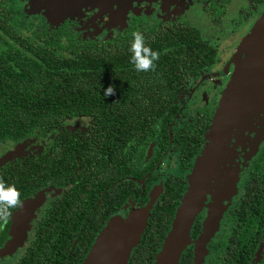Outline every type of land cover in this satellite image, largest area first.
Here are the masks:
<instances>
[{
  "label": "flooded vegetation",
  "instance_id": "1",
  "mask_svg": "<svg viewBox=\"0 0 264 264\" xmlns=\"http://www.w3.org/2000/svg\"><path fill=\"white\" fill-rule=\"evenodd\" d=\"M106 1L66 14V7L55 0H0L1 74L5 68L11 75L19 58L29 57L26 51L19 56L25 49L21 36L34 44L41 42L40 36H58L66 47L68 32L75 46L88 40H107L112 46L123 40L129 45L132 34L140 32L159 55L178 58L183 66L158 81L173 86L163 90L165 104L153 106L155 118H107V153L100 150L105 147L99 143L103 137L95 134L106 119L96 122L91 113L64 117L45 130L0 135V160L16 148L27 150L0 164V182L15 185L20 200L8 218H0V264H77L70 259L75 250L81 255L84 227L91 218L92 233L86 238L90 247L103 229L148 208V216L161 210L167 217V231L154 256H139L135 248L127 263L153 264L209 143L213 118L236 63L240 66L245 58L246 50L240 47L264 15V0ZM178 87L181 91L173 98ZM261 88L244 129L223 142L208 167L189 240L177 264H264V82ZM141 93L126 96L123 107L130 111ZM127 123L141 126L135 130ZM65 132L96 149L94 191L86 213L76 155L81 175L74 207L66 203L65 164H49L50 155L60 152ZM41 157L43 175L36 177L32 166ZM167 191L169 209L159 204Z\"/></svg>",
  "mask_w": 264,
  "mask_h": 264
},
{
  "label": "trees",
  "instance_id": "2",
  "mask_svg": "<svg viewBox=\"0 0 264 264\" xmlns=\"http://www.w3.org/2000/svg\"><path fill=\"white\" fill-rule=\"evenodd\" d=\"M28 40L26 37H20V46L26 50L19 51V56L27 55L28 52L29 57L32 58L20 57L18 68L11 75L5 71V68L2 74L0 73V135L2 136L15 137L32 129L53 128L64 117L76 116L81 112L91 113L96 122L106 119V122L98 126L99 130L97 128L95 134L103 137L99 143L105 147L100 150L107 153L110 136L107 118L117 120V118L132 117L146 121L155 118L156 109L153 106L165 104L167 94L163 90L166 91L168 87L173 86L172 83L161 85L158 81L171 71L181 70L183 67L178 58L164 54L159 55L154 61V68L148 71H136L131 62L130 44H125L123 40H118L115 46L107 40L81 41L75 46L76 39L75 37L71 39L69 32L66 36V47L59 42L58 36L44 39L40 36L39 44ZM149 47L153 49L152 46ZM109 84L112 85L114 92L104 96V89ZM180 91L181 88L178 87L172 97L176 98ZM139 93L141 94L138 95L139 99L135 107L130 111L123 107L122 100L126 96ZM165 111L162 110V113L164 114ZM129 125L135 130L141 126L137 123ZM59 141L60 152L57 155H50L49 164L52 167H55V164H65L64 181L61 180L63 183H68L66 203L69 204L71 201L74 207L80 192L77 184L80 171L78 172V164L74 159V154L76 155L83 174L81 192L83 201L86 202L84 204V213H86L91 205H85L89 204L87 202L93 197L94 191L92 182L96 169L92 165V157L96 149L86 141L79 143L78 138L69 132H65ZM84 145L86 146L83 147ZM44 162L45 157H41L33 164L36 177L43 175ZM58 174L60 175L59 171ZM168 195L167 191L159 202L166 209L170 207ZM67 208L69 209L70 206ZM147 217L149 219L148 222L146 220L145 231H142V237L140 235L138 244L133 248H136L135 254L143 257L154 256L158 243L167 231V228H163V220L168 225V219L162 216L161 210ZM93 222L91 218L84 227L80 246L81 255L75 250L70 262L76 261L79 264L83 259L81 263L83 264L96 242L95 240L90 247L86 240L87 237H91Z\"/></svg>",
  "mask_w": 264,
  "mask_h": 264
},
{
  "label": "water",
  "instance_id": "3",
  "mask_svg": "<svg viewBox=\"0 0 264 264\" xmlns=\"http://www.w3.org/2000/svg\"><path fill=\"white\" fill-rule=\"evenodd\" d=\"M66 7V14L84 7H98L106 0H55ZM112 1V0H111ZM240 50H246L241 65L223 93L209 134V143L202 152L195 176L171 224L160 253L153 264H177L189 240V228L203 192L208 167L228 137L241 133L246 120L255 111L256 98L262 95L264 82V15L245 39ZM148 209L133 214L119 224L106 227L98 235L83 264H127L130 252L138 244L145 228Z\"/></svg>",
  "mask_w": 264,
  "mask_h": 264
},
{
  "label": "clouds",
  "instance_id": "4",
  "mask_svg": "<svg viewBox=\"0 0 264 264\" xmlns=\"http://www.w3.org/2000/svg\"><path fill=\"white\" fill-rule=\"evenodd\" d=\"M132 53L131 62L136 71H148L155 67L154 61L159 58V53L151 49L145 43V37L140 32L132 34L130 49ZM114 89L111 84L104 89L103 95L113 94ZM20 204L19 191L13 184L5 185L0 182V218L6 219L10 215V209L16 208Z\"/></svg>",
  "mask_w": 264,
  "mask_h": 264
},
{
  "label": "rangeland",
  "instance_id": "5",
  "mask_svg": "<svg viewBox=\"0 0 264 264\" xmlns=\"http://www.w3.org/2000/svg\"><path fill=\"white\" fill-rule=\"evenodd\" d=\"M82 12L81 11H79V13L78 14H81ZM107 14V13H106ZM105 14V15H106ZM107 18L108 17H105V20H106V22H107ZM115 18H116V20L118 19L117 18V16H115ZM105 23V22H104ZM239 68V63H236V67L234 68V71H233V74H232V77L235 75V73H236V71H237V69ZM25 151H27L26 150V148H19V149H15L13 152H10V153H8L7 155H5L4 157H3V159L2 160H0V164H2V163H5V162H7V161H9V160H12V159H15L17 156H19V155H21V154H25Z\"/></svg>",
  "mask_w": 264,
  "mask_h": 264
}]
</instances>
